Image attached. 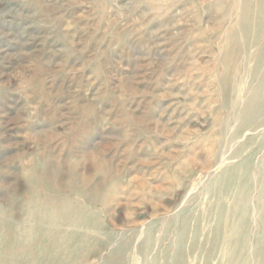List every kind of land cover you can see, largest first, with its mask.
Instances as JSON below:
<instances>
[{
    "label": "rangeland",
    "instance_id": "374dc122",
    "mask_svg": "<svg viewBox=\"0 0 264 264\" xmlns=\"http://www.w3.org/2000/svg\"><path fill=\"white\" fill-rule=\"evenodd\" d=\"M0 264H264V0H0Z\"/></svg>",
    "mask_w": 264,
    "mask_h": 264
},
{
    "label": "bare ground",
    "instance_id": "6f19581e",
    "mask_svg": "<svg viewBox=\"0 0 264 264\" xmlns=\"http://www.w3.org/2000/svg\"><path fill=\"white\" fill-rule=\"evenodd\" d=\"M255 99L257 100V97H256ZM256 100H254V102H255ZM254 102H253V103H254Z\"/></svg>",
    "mask_w": 264,
    "mask_h": 264
}]
</instances>
